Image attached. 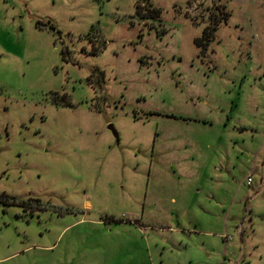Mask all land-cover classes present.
I'll return each instance as SVG.
<instances>
[{
	"label": "rangeland",
	"instance_id": "rangeland-1",
	"mask_svg": "<svg viewBox=\"0 0 264 264\" xmlns=\"http://www.w3.org/2000/svg\"><path fill=\"white\" fill-rule=\"evenodd\" d=\"M0 264H264V0H0Z\"/></svg>",
	"mask_w": 264,
	"mask_h": 264
},
{
	"label": "trees",
	"instance_id": "trees-1",
	"mask_svg": "<svg viewBox=\"0 0 264 264\" xmlns=\"http://www.w3.org/2000/svg\"><path fill=\"white\" fill-rule=\"evenodd\" d=\"M145 8L147 9V5H145ZM147 11H151L152 15H156L157 18H159L161 16V11L156 9V8H152L148 6ZM225 15V14H224ZM229 14L226 15V18H223L225 21L228 20L229 18ZM219 24L215 23L213 25H210L209 27L205 28L203 31V34L200 38H197L195 40L196 45L199 48H202L203 50H205V52L207 51V47L210 44V42L213 40L214 35L216 30L218 29ZM204 42V45H202L201 43Z\"/></svg>",
	"mask_w": 264,
	"mask_h": 264
},
{
	"label": "water",
	"instance_id": "water-1",
	"mask_svg": "<svg viewBox=\"0 0 264 264\" xmlns=\"http://www.w3.org/2000/svg\"><path fill=\"white\" fill-rule=\"evenodd\" d=\"M109 130L113 133V135L115 136V138L117 140H119V134H118L117 130L115 129V127L113 125L109 126Z\"/></svg>",
	"mask_w": 264,
	"mask_h": 264
},
{
	"label": "built area",
	"instance_id": "built-area-1",
	"mask_svg": "<svg viewBox=\"0 0 264 264\" xmlns=\"http://www.w3.org/2000/svg\"><path fill=\"white\" fill-rule=\"evenodd\" d=\"M253 183L252 179L249 178L248 180V185L250 186ZM225 239L227 240V242H230L232 240L231 237H229L228 235L225 236Z\"/></svg>",
	"mask_w": 264,
	"mask_h": 264
},
{
	"label": "crops",
	"instance_id": "crops-1",
	"mask_svg": "<svg viewBox=\"0 0 264 264\" xmlns=\"http://www.w3.org/2000/svg\"><path fill=\"white\" fill-rule=\"evenodd\" d=\"M225 236L226 235L222 236V239H223V241H226L227 242V240L225 239ZM227 243H230V242H227Z\"/></svg>",
	"mask_w": 264,
	"mask_h": 264
}]
</instances>
